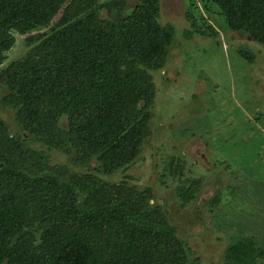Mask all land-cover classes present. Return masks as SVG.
I'll return each instance as SVG.
<instances>
[{"label": "trees", "instance_id": "1", "mask_svg": "<svg viewBox=\"0 0 264 264\" xmlns=\"http://www.w3.org/2000/svg\"><path fill=\"white\" fill-rule=\"evenodd\" d=\"M0 0V107L15 111L23 136L0 118V264H193L154 190L109 183L133 165L149 134L155 88L151 71L166 65L173 28L158 23L159 0ZM223 30L264 45V0H203ZM107 12V16L102 13ZM28 51L3 65L15 35ZM189 12L202 36L217 33ZM245 56V55H244ZM40 144L97 164L93 173L50 166ZM173 166V165H172ZM197 181L178 189L183 205ZM249 239L233 242L223 264H256Z\"/></svg>", "mask_w": 264, "mask_h": 264}, {"label": "rangeland", "instance_id": "2", "mask_svg": "<svg viewBox=\"0 0 264 264\" xmlns=\"http://www.w3.org/2000/svg\"><path fill=\"white\" fill-rule=\"evenodd\" d=\"M139 4L128 0V11ZM158 7L159 25L173 28L174 38L166 65L149 72L156 93L149 134L133 165L100 178L140 191L153 188L154 203L187 244L191 263L223 264L233 242L249 239L263 254L256 264H264V45L223 30L219 11L211 8L210 17L203 0H159ZM189 12L217 35L198 34L187 21ZM57 21L16 34L3 67L26 54L28 37L51 32ZM0 118L11 135L23 136L13 109L0 107ZM29 147L46 153L50 166L96 174L94 161L75 166L59 151ZM194 181L199 189L183 205L178 189Z\"/></svg>", "mask_w": 264, "mask_h": 264}]
</instances>
